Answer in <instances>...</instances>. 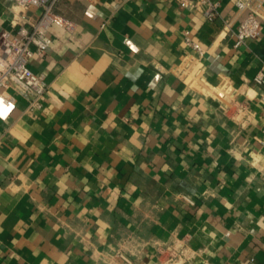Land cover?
<instances>
[{
	"label": "crops",
	"instance_id": "obj_1",
	"mask_svg": "<svg viewBox=\"0 0 264 264\" xmlns=\"http://www.w3.org/2000/svg\"><path fill=\"white\" fill-rule=\"evenodd\" d=\"M205 20L176 0H59L71 32L29 68L48 84L42 107L7 91L0 121V264H264V21L233 48L221 33L232 0ZM21 12L0 0V32ZM233 24L232 30H235ZM185 38L203 53L188 47ZM203 78L185 83L181 60ZM238 91L249 121L222 109Z\"/></svg>",
	"mask_w": 264,
	"mask_h": 264
},
{
	"label": "built area",
	"instance_id": "obj_2",
	"mask_svg": "<svg viewBox=\"0 0 264 264\" xmlns=\"http://www.w3.org/2000/svg\"><path fill=\"white\" fill-rule=\"evenodd\" d=\"M21 12L35 8L39 14L31 19H22L17 23L14 33L0 32V121H6L15 108V102L6 93L21 92L30 95L26 111L32 114L42 107V100L48 89V84L42 74L33 72L28 62L34 55L43 57L51 45L49 31L53 26H59L68 32L73 30V24L56 12L59 0H3ZM180 7L190 8L199 13L205 20L214 21L220 16V5L213 0H176ZM235 8V19L223 20L221 33L231 35L233 48L238 49L247 40L256 39L262 31L264 21V0H232ZM236 24L235 30H232ZM185 44L203 53L198 44L185 38ZM178 74L185 83H195L203 77V67L197 57L186 56L181 60ZM255 88L263 89L260 101L264 103V66L248 81ZM238 91L229 86L215 88L214 97L222 104V109L237 122H248L249 112L245 104L237 99ZM191 259V253L185 250L183 256L169 258L162 264H174Z\"/></svg>",
	"mask_w": 264,
	"mask_h": 264
}]
</instances>
